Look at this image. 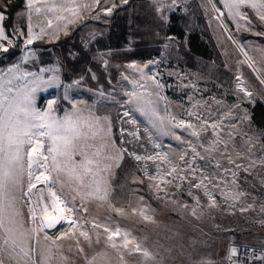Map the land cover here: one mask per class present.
<instances>
[{
	"label": "snow or ice",
	"instance_id": "1",
	"mask_svg": "<svg viewBox=\"0 0 264 264\" xmlns=\"http://www.w3.org/2000/svg\"><path fill=\"white\" fill-rule=\"evenodd\" d=\"M150 2L160 21H167L166 13L174 12L178 6V0ZM129 3L130 0H51L46 3L44 14L52 13L57 21H66L63 25L57 24V31L64 30L67 34V25L82 19L84 14L100 19L101 13L111 16L114 10ZM199 7L205 13L213 14L218 28L227 33L226 38L244 57L238 61V66L246 64L264 86V45L240 44L228 27L231 22L237 31L264 37V0H200ZM33 8V0H27L26 46L39 38L34 36L31 24ZM35 11L41 12V8L36 7ZM5 18L4 11L0 10V53H8L13 46V39L6 34ZM51 25L49 19L48 26ZM16 31L24 35L23 31ZM44 32L42 26L40 33ZM166 39L171 41V38ZM250 51L256 55H249ZM22 59L27 64L29 56ZM151 63L155 62L128 65L139 74L143 83L124 76L133 88L125 91V101L117 102L113 98V102L131 106L122 113L123 117H129L130 111L134 110L143 118L150 140L154 135L177 140L184 146L178 153L156 151L138 155L123 143L118 146L113 138L110 117L97 115L91 109H87L85 115V109L77 104H72L71 111H65L63 116L54 114L55 99L47 102L46 109L38 108V92L62 86L57 69L31 71L20 63L0 69V264H75L66 253L81 257L84 264H112L109 250L116 253L119 264H127L126 254H138L141 264H163L162 259H157L158 252L145 247L132 231L122 228L111 215L101 218L89 211L88 205L96 202L98 208L106 206L117 216L126 215L127 209L116 200L113 189V177L125 156L133 157L138 166L139 162H145L140 170L155 198H164L193 217L199 218L197 210H203L200 198L195 194L198 191L207 197L208 208L219 207L215 190L230 209L242 214L257 211L255 198L251 203L245 200L249 193L241 187V177L248 183L247 178L255 173L261 177L259 183L264 186V130L252 131L251 116L241 110L239 103L222 112L214 109L213 104L222 105V101L214 96L208 100H193L189 96L191 107L184 109L187 119L178 118L162 94L165 85L158 74L144 72ZM46 73L52 74L46 77ZM235 82L237 93L251 101L255 94L249 90L242 73L235 75ZM79 83L76 80L64 85L65 98L68 90ZM192 87L195 89V85ZM100 95L103 97L104 93ZM127 122L137 123L135 119ZM175 129L187 133V137H182ZM128 134L139 139L138 130ZM155 148L160 145L155 144ZM148 161L155 166L156 174L149 173ZM162 165L166 167L162 168ZM132 183L144 185L145 179L133 175ZM185 185L194 205L169 200L173 195L169 189L181 190ZM128 206L140 222L156 223L150 214L154 210L145 203L144 196L136 197L135 206L129 200ZM258 214L264 217V200L259 202ZM258 222L264 224V219ZM50 229L55 232L50 233ZM100 244L104 245V250L89 257L85 246L91 249ZM260 251L264 253V249ZM237 254V247L232 246L229 260ZM245 259L249 264L257 261L264 264V254L257 256L255 249L252 256ZM194 264L212 262L201 259Z\"/></svg>",
	"mask_w": 264,
	"mask_h": 264
},
{
	"label": "rangeland",
	"instance_id": "2",
	"mask_svg": "<svg viewBox=\"0 0 264 264\" xmlns=\"http://www.w3.org/2000/svg\"><path fill=\"white\" fill-rule=\"evenodd\" d=\"M7 1L9 0H0V10L4 9ZM46 3H51V0H33L34 8L31 12L33 33L39 37L34 42L38 41L43 45H21L27 35L29 15L27 0H23L22 5L14 12L11 25V32L17 38L14 39L6 31L13 39L10 49L20 45L18 54L13 61L0 64V69L15 63H20L31 71H39L41 68L57 69L62 86L38 92L37 107L44 110L47 102L55 99L57 104L54 106V114L57 116L71 111L72 104L85 109V115L87 109L100 116L106 115L112 121V134L118 146L123 143L124 147L138 155L156 151L178 153L184 147L169 136L154 135L150 140L149 134L145 132L143 118L134 110L130 111L129 117H123L122 113L131 109V106L113 102V98L117 102L127 99L125 91L133 88L129 80L143 83L139 74L128 67L132 63L142 66L149 61L155 62L149 64L144 72L148 75L158 74V78L165 85L162 94L167 98L171 112L178 118L187 119L184 109L191 107L189 96L193 100H208L214 96L222 101V105L213 104L212 107L221 112L239 103L241 110H246L250 115V108L255 101L264 105V86L259 84L246 64L238 66V61H242L244 57L236 45L226 38L227 33H222L218 28L217 21L212 18L213 14L205 13L199 7L200 0H178L177 10L166 13L167 21L157 18L158 14L153 11L150 0H130L129 5L114 10L111 16L101 13L100 19H94L84 14L82 19L67 25V34L64 30L57 31V24L63 25L66 21H57L52 13L47 16L44 14ZM36 7L41 8V12H36ZM49 19L52 20L51 27L48 26ZM172 24L181 29V36L168 31ZM42 26L45 29L43 34L40 33ZM228 27L240 44L252 47L264 45V37H256L247 31H237L231 22ZM14 30L23 31L24 35ZM192 31H196L198 38L208 45L207 57L192 55L188 51L186 40ZM166 38H171V41ZM166 44L170 46L165 47ZM32 53L35 55L32 56ZM132 53L136 55L130 57ZM25 55L29 56L27 64L22 59ZM249 55L255 56L256 53L250 51ZM6 57L7 53H0V60ZM170 72L172 75H169ZM238 72L242 73L249 90L255 94L251 101L243 99L242 94L236 91L235 75ZM51 74L46 73L45 76ZM124 76L129 80H124ZM76 80L80 81L79 85L69 89L65 98L64 85L72 84ZM192 85H195V89ZM101 92L104 93L103 97ZM131 119H135L137 123L127 122ZM251 128L254 132L261 131L252 121ZM121 130H124V135H121ZM137 130L138 140L128 134ZM175 131L182 137H187V133H181L180 129ZM157 143L160 148H155ZM144 163L141 161L138 166L133 157L125 156L113 177L116 200L127 209L124 217L111 213L106 206L98 208L96 202L88 205L90 213L101 218L111 215L122 228L132 231L145 247L158 252L157 259H162L163 264H194V261L201 259L210 260L212 264H224L225 254L234 243L264 245V224L258 222L264 219L258 214L259 202L264 200V186L259 183L260 176L253 173L247 178L248 183H244L241 177V187L249 193L245 200L251 203L253 198L256 199V212L242 214L238 210L230 209L215 190L219 207L208 208L207 197L202 191H198L195 194L199 196L203 210H197L199 218H196L190 212L178 210L164 198H155L140 170ZM147 164L149 173L156 174L153 163L148 161ZM163 167L166 165H162ZM133 175L144 178L145 184L132 183ZM186 187L185 185L181 190L174 187L169 189L173 193L169 200L176 199L180 203L194 205ZM140 195L145 197V203L154 210L150 214L154 216L155 224L142 223L138 216L131 214L128 201L131 200L135 206L136 197ZM85 250L91 257L95 252L103 251L104 245H95L91 249L85 246ZM109 251L113 257L112 264H119L116 253ZM66 254L72 257L75 264H84L81 257L73 253ZM125 260L127 264H141L138 254H126Z\"/></svg>",
	"mask_w": 264,
	"mask_h": 264
},
{
	"label": "trees",
	"instance_id": "3",
	"mask_svg": "<svg viewBox=\"0 0 264 264\" xmlns=\"http://www.w3.org/2000/svg\"><path fill=\"white\" fill-rule=\"evenodd\" d=\"M23 0H9L6 2V7H4L3 11L5 13V20H4V26H5V30L11 35V25H12V19L14 16V12L16 11L17 8H19L22 5ZM170 19L172 21H175L173 16H170ZM170 32H173L175 34H177L178 36L182 35L181 29L179 28H175L174 24H172L169 27ZM187 49L188 51L192 54V55H196V56H200L202 58H205L208 56V45L206 43H204L203 41H201L198 38V34L196 31H192L187 35ZM34 46L37 45H43L41 42L35 41L33 42ZM20 45H17V48L15 49H10L7 53V57L5 59H1L0 60V64L6 62V61H13L14 59H16V56L18 54V49H19ZM210 50L212 51V47L210 48ZM136 54L132 53L130 54V57L135 56ZM138 56H140V54H137ZM250 116H251V121L253 123H255L260 130H264V105L259 102V101H255L253 103V105L250 108Z\"/></svg>",
	"mask_w": 264,
	"mask_h": 264
},
{
	"label": "built area",
	"instance_id": "4",
	"mask_svg": "<svg viewBox=\"0 0 264 264\" xmlns=\"http://www.w3.org/2000/svg\"><path fill=\"white\" fill-rule=\"evenodd\" d=\"M237 247L238 254L237 256L231 257V260H229V251L225 254L224 257V264H249V262L245 259V257H251L252 256V250H256V255H262L264 253H261V249H264V245H251V244H244V243H234L230 246ZM255 264H259V262H255Z\"/></svg>",
	"mask_w": 264,
	"mask_h": 264
},
{
	"label": "water",
	"instance_id": "5",
	"mask_svg": "<svg viewBox=\"0 0 264 264\" xmlns=\"http://www.w3.org/2000/svg\"><path fill=\"white\" fill-rule=\"evenodd\" d=\"M10 32H11V31H10ZM11 35H12V37H13L14 39L17 38V36H16L15 34H13L12 32H11ZM21 45H22V46H25V43H22Z\"/></svg>",
	"mask_w": 264,
	"mask_h": 264
},
{
	"label": "bare ground",
	"instance_id": "6",
	"mask_svg": "<svg viewBox=\"0 0 264 264\" xmlns=\"http://www.w3.org/2000/svg\"><path fill=\"white\" fill-rule=\"evenodd\" d=\"M140 91H142V90H140ZM64 227H66V225L64 226ZM49 232H55V229H50V230H48Z\"/></svg>",
	"mask_w": 264,
	"mask_h": 264
}]
</instances>
